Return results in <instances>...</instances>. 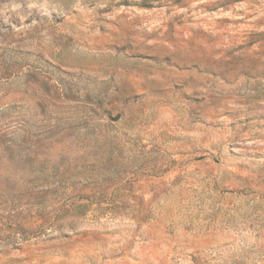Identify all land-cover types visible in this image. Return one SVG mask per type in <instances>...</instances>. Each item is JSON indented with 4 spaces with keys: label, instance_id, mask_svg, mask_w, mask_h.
<instances>
[{
    "label": "rangeland",
    "instance_id": "1",
    "mask_svg": "<svg viewBox=\"0 0 264 264\" xmlns=\"http://www.w3.org/2000/svg\"><path fill=\"white\" fill-rule=\"evenodd\" d=\"M0 264H264V0H0Z\"/></svg>",
    "mask_w": 264,
    "mask_h": 264
}]
</instances>
